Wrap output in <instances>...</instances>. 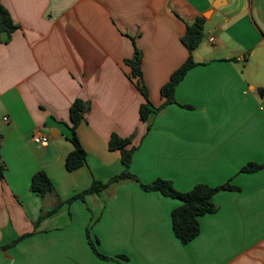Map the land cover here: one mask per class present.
<instances>
[{
	"label": "crops",
	"instance_id": "obj_1",
	"mask_svg": "<svg viewBox=\"0 0 264 264\" xmlns=\"http://www.w3.org/2000/svg\"><path fill=\"white\" fill-rule=\"evenodd\" d=\"M0 3L17 25L8 40L0 33V264H264V168L240 172L264 165V0ZM197 17L196 65L175 103L142 121L144 99L125 61L141 52L147 98L158 107L161 86L188 56L185 25ZM75 99L89 102L75 129L86 158L68 171ZM112 133L131 138L130 172L143 184L159 178L187 192L229 182L239 190L217 192L216 211L199 216L198 236L182 244L170 221L180 201L131 179L84 193L122 170L108 149ZM37 134L48 136L45 146L32 141ZM38 171L53 186L44 198L30 191Z\"/></svg>",
	"mask_w": 264,
	"mask_h": 264
},
{
	"label": "trees",
	"instance_id": "obj_2",
	"mask_svg": "<svg viewBox=\"0 0 264 264\" xmlns=\"http://www.w3.org/2000/svg\"><path fill=\"white\" fill-rule=\"evenodd\" d=\"M203 25L204 20L201 17H197L192 23H187L185 25V32L181 37V43L187 49L188 56L185 61L171 73L168 81L161 86L160 96L163 100L158 107H152L147 98V90L143 84L140 71L141 52L137 48H134L132 57L125 61L126 65L130 68V78L134 79L135 85L144 99V103H142L139 108V117L142 121L151 120L164 106L175 103L174 92L176 86L184 78L186 72L196 65L192 59L191 52L197 48L202 41ZM16 28L17 25L13 23L9 14L0 3V33H5L6 40H8ZM186 108L189 107L186 106ZM88 110L89 102H84L80 99L73 100L69 107L70 125L68 129L70 134L67 137V140L71 143L72 150L64 158V165L68 171L78 169L85 163V152L79 143L75 129L84 119L83 115L87 113ZM130 143L131 138L129 137H120L115 133L110 135L107 143L108 149L111 151H118L122 170L118 175L110 178L106 183L93 181L91 187L84 193H91L93 191L103 189L108 184L118 182L123 179H131L138 182L144 191L158 192L165 197L180 201V205L171 211L170 221L173 235L182 244H186L198 236L200 232L198 223L199 216L211 214L216 211L213 197L217 192L239 190L236 186L229 184V182L213 187L200 183L194 185L187 192H178L174 189L170 181L159 178L155 179L151 183L143 184L130 172L132 154L136 149L134 146H131ZM262 168H264V165L248 163L240 169V172L251 173ZM3 172L4 166L0 157V178L3 176ZM30 191L38 195L40 198H44L45 196L53 193L52 183L43 171H38L31 177ZM76 197H79V195L71 197L66 201L58 199L51 209L42 212L39 219H43L44 217L54 214L64 203H70ZM36 223L34 225H36ZM23 237L26 236H21L2 248L14 245ZM88 243L96 256L106 259V257L102 256L97 251L93 242L89 240Z\"/></svg>",
	"mask_w": 264,
	"mask_h": 264
},
{
	"label": "built area",
	"instance_id": "obj_3",
	"mask_svg": "<svg viewBox=\"0 0 264 264\" xmlns=\"http://www.w3.org/2000/svg\"><path fill=\"white\" fill-rule=\"evenodd\" d=\"M210 41H212V39H210ZM3 120L6 121L7 118H3ZM32 141L35 144L45 146L48 143L49 138L46 135H39V134H37V135H34L33 136Z\"/></svg>",
	"mask_w": 264,
	"mask_h": 264
}]
</instances>
